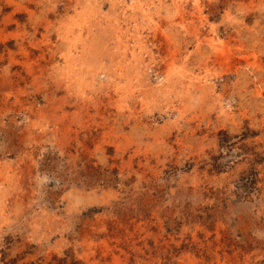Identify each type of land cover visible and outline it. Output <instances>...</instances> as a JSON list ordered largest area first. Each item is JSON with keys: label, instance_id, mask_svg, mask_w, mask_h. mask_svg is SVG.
<instances>
[{"label": "rangeland", "instance_id": "374dc122", "mask_svg": "<svg viewBox=\"0 0 264 264\" xmlns=\"http://www.w3.org/2000/svg\"><path fill=\"white\" fill-rule=\"evenodd\" d=\"M0 264H264V0H0Z\"/></svg>", "mask_w": 264, "mask_h": 264}]
</instances>
